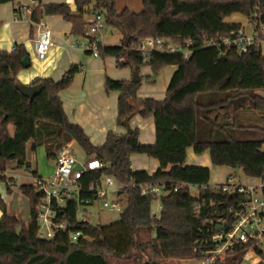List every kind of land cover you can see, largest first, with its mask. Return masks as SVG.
<instances>
[{"label":"trees","instance_id":"16d2710c","mask_svg":"<svg viewBox=\"0 0 264 264\" xmlns=\"http://www.w3.org/2000/svg\"><path fill=\"white\" fill-rule=\"evenodd\" d=\"M13 1L0 0V5ZM33 1L38 6L34 7L32 24L58 16L72 23V35L77 39L85 37L94 25L86 21V15H101L106 27L116 29L122 40L113 47L101 43L98 55L115 57L119 68L140 71L149 67L152 75L147 81L152 83L164 68L174 66L177 70L161 101L140 98L141 81L108 77L106 92L121 93L118 125L123 126L135 115L153 118L156 142L142 144L136 128L132 134L109 132L106 142L95 146L83 128L69 120L60 96L83 67L72 65L57 81L35 80L31 86L42 84L44 89L30 100L17 89L18 74L25 69L24 60L29 57L25 47L17 45L15 51H0V172L6 171L11 162H16L17 168L31 170L26 153L30 142L32 152L43 147L50 161L74 143L90 161L102 164L101 169L85 170L79 175L77 198H69L63 206L53 200L55 222H66L70 227L53 240L38 238V208L45 198L38 187L21 185L23 195L30 201L26 225L7 214L6 202L0 197V212L5 215L0 222V264H109V259L161 264L168 260H202L206 251L216 249L210 240L219 231V220L226 219L225 229L230 230L234 218L228 210L244 196L203 192L201 187L211 182V170L186 165L188 149H194L196 155L209 152L212 165L241 169L245 176L264 182L262 47L252 46L240 55L221 42L205 45L227 39L242 27L227 21L234 14L250 17L257 10L264 18V0H143L141 13L130 9L119 12L115 0H75V11L66 3L43 5L42 0ZM149 37L187 48L191 53L186 58L182 52H145L142 46ZM135 154L157 160L160 168L154 173L132 169ZM106 177L120 188L117 199L122 206L121 216L116 223L94 226L87 209L86 221L79 218L78 211L88 202L101 201L97 188ZM150 184L167 185V193L160 197L142 195L141 186ZM190 186L198 189V197L192 195ZM156 200L161 202L159 217L151 213ZM198 205L201 207L196 213ZM19 226L21 235L16 233ZM70 231H81L84 237L73 243ZM143 233L147 240L142 239ZM250 249L263 254L257 242L236 244L223 259L216 258L212 264H243Z\"/></svg>","mask_w":264,"mask_h":264},{"label":"crops","instance_id":"0c3cea01","mask_svg":"<svg viewBox=\"0 0 264 264\" xmlns=\"http://www.w3.org/2000/svg\"><path fill=\"white\" fill-rule=\"evenodd\" d=\"M68 1L71 0H42V4L66 3L69 5ZM73 5L74 3L71 6ZM36 6H38V4L33 0H31L29 4L21 0H14L13 2L0 5V51L6 50L11 52L17 45H23L30 57V67L21 70L18 74V85L31 86L34 81L39 78H53L57 81L64 76L66 70L72 65H81L83 67L82 72L76 75L73 84L60 95L69 120L80 125L95 146L104 144L109 132L126 133L125 128L119 126L117 123L118 100L121 93L118 91L107 93L104 85L108 77L113 80L131 81L134 70L129 67L119 68L115 57L102 58L99 56L95 58L81 51L79 48L74 47L72 43L78 39L72 35V23L64 21L58 16H49L42 20L52 32V47L47 55V59L44 61L39 60L35 55L37 24H32L31 21L32 13ZM95 16L96 15H88L86 21L91 23ZM234 23L246 25L240 21ZM104 32L101 35V42L103 45L112 47L114 45H120L122 40L120 33L115 39L114 37H105ZM262 50L264 54V44L262 45ZM176 70L174 66L164 68L160 76L152 83V81H147V77L152 75V69L149 67L145 69L141 68V88L139 90V97L142 99L151 97L159 101L164 100L169 86L168 84ZM261 94L264 96V93ZM130 125L132 129H139V140L142 144L152 145L156 142L153 118H148L146 120L140 115H135L132 117ZM14 131V127L11 126L10 134L13 135ZM73 144L74 143H71L69 145L71 151ZM31 146L32 142L27 145L26 153L27 160L32 169V159L30 157V152H32ZM78 162L81 163L80 161ZM89 162L90 160H88L87 163ZM187 164H192L196 167H208L211 170V175L214 171L222 170V178L214 180V182L210 179V184L213 185L226 183L228 177L232 174H234L235 177L238 175V173L234 171L235 169L233 170L231 167L212 165L209 152L196 155L192 148H189L187 151L186 165ZM16 166V162L9 163L7 165L8 172L11 173L15 171ZM131 167L136 171L144 170L149 173H154L160 168L157 160L139 154H135L131 158ZM241 171L243 172V170ZM33 173H36L38 177L43 179L39 169ZM33 177L35 176L33 175ZM258 182L260 184L261 181L248 177V179L240 181L239 183L246 186L258 185ZM29 184H32V182ZM7 185L6 183L4 185L0 182V197L3 201H5V196L13 192L12 188L11 192L8 191ZM10 216L15 217L14 215Z\"/></svg>","mask_w":264,"mask_h":264},{"label":"built area","instance_id":"2783aa9c","mask_svg":"<svg viewBox=\"0 0 264 264\" xmlns=\"http://www.w3.org/2000/svg\"><path fill=\"white\" fill-rule=\"evenodd\" d=\"M69 6L74 3V0L68 1ZM248 21V29L246 25L237 31H232L227 39H221L220 41L208 42L205 46L217 45L219 42L225 46L234 48L240 55L248 52V49L255 45L264 44V18L263 14L255 10L250 17H246ZM94 25L89 27L86 32V36L82 39L75 40L72 45L79 48L81 51L98 58L99 45L102 43L101 35L107 29L105 22L101 15L97 14L93 21ZM52 32L50 28L43 21L37 24L36 42H35V55L39 60L44 61L47 59V55L52 47L51 40ZM189 46V45H188ZM143 51H160L167 53H184L188 58L190 53L187 48L176 47L173 45H166L165 41L155 37H149L143 43ZM13 48L12 51H15ZM80 164L85 170L101 169L102 164L97 161H90L87 166H83L77 162L73 156L69 145L64 147L57 159L55 160V171L53 181L51 183L45 182L40 177H33L32 185L39 188L40 192L45 194L44 203L38 208L39 217V231L38 238L43 240H53L57 233L67 232L70 228L66 222H55V212L52 211V202L56 201L59 206H63L69 198H77L79 195V187L77 179L82 172H76V166ZM83 171V172H84ZM10 173L8 170L0 172V179L8 181ZM228 181L224 184L205 185L201 187L203 192L223 193V194H240L244 196L236 205L231 206L228 210L230 215H233L234 222L230 230L225 229L226 219L222 218L218 222V227H222L223 230L218 231L211 237V242L216 245V249L213 251H206L203 255V264H212L216 258L223 259L226 254L232 251V248L236 244H248V242H257L262 246L264 243V182L260 180L259 185H242L235 180V176H230ZM104 183L97 188L98 197L103 202V206L110 210L120 211L122 206L117 201L116 203H110L108 197L113 194L116 195L120 190L114 180L110 177L104 179ZM167 185L165 184H150L141 186V192L144 196H150L151 194L158 197L167 193ZM194 197H198V189L190 186ZM177 191V188L174 189ZM87 206L94 205L91 202L87 203ZM200 205L196 207V213L199 212ZM84 207L78 211V216L82 221L88 220L84 215ZM152 213V211H151ZM161 213V207L159 217ZM70 240L76 243L80 238L84 237V233L81 231H70Z\"/></svg>","mask_w":264,"mask_h":264},{"label":"rangeland","instance_id":"374dc122","mask_svg":"<svg viewBox=\"0 0 264 264\" xmlns=\"http://www.w3.org/2000/svg\"><path fill=\"white\" fill-rule=\"evenodd\" d=\"M21 1L29 4L31 0H21ZM115 4L119 12H122L126 8L136 13H141L144 10L143 0H115ZM87 17L88 15H86V18ZM227 19L228 21H232V22H238V21L243 22L244 24H246L247 29H248V21L247 19H245L243 15L234 14ZM104 34H105V37L107 38H111V37L115 38L119 34V32L116 29L108 27L106 31L104 32ZM145 68L147 67H142V69H145ZM133 75H134V71H133ZM72 151L74 152L73 156L75 157L77 162L80 161L84 166H87V162L89 158H87L86 154L81 150V148L77 144L72 145ZM30 153H31L30 157L32 159V169L31 170H27L24 168H17L16 166L15 171H12L10 173L8 182L0 181L4 185L5 183L8 184L13 189V192L9 193L8 196H5V201H3L7 203L6 204L7 213L10 215H14L16 218L19 219L21 224H24V225H26L30 219L29 218L30 201H28V198L25 195H23L21 191V185L31 183L33 179V172L37 171V169H39L40 175L43 176V180L47 183H51L53 181L54 171H55L54 169L55 162L53 160L50 161L47 159L46 153L43 147L38 148L36 152H30ZM187 165H190V164H187ZM192 166H195V165H192ZM221 171L222 170H218L212 173L211 175L212 182H214V180H217V179L219 180L220 178L223 177V173ZM234 171L238 173L237 177H235V180L237 182L245 181L246 179H248V177L245 176L240 169H235ZM232 176H234V174H232ZM103 183H104V186H106V183L104 180H103ZM258 185H259V182H258ZM192 194H195V192H192ZM108 199L110 203H116L118 201L116 195H113V194H111L108 197ZM103 202H104L103 200L98 201L94 205L86 206V208H83L85 210L86 209L88 210L89 221L94 226L110 225L112 223L118 222V220L120 219L121 212L105 208L103 206ZM160 207H161L160 200L154 201L151 207L152 214L159 215ZM155 235H156L155 232H153L152 237H155ZM142 237H143L142 238L143 240H147V234L143 233ZM261 250L263 251V254L258 255L257 253H255L253 249H250L244 259L245 261L243 264H259L261 262L264 263V243H262ZM108 263L109 264H132L130 262L128 263H124L122 261L117 262L116 260H113V259H109ZM161 264H203V262L201 260L200 261H197V260H184V261L168 260L166 262H162Z\"/></svg>","mask_w":264,"mask_h":264},{"label":"water","instance_id":"95a60500","mask_svg":"<svg viewBox=\"0 0 264 264\" xmlns=\"http://www.w3.org/2000/svg\"><path fill=\"white\" fill-rule=\"evenodd\" d=\"M71 7H72V10H74V11L76 10V7H74V5ZM30 65H31L30 57H26L24 60V67L29 68ZM131 81H133L135 83H138L141 81L140 71L138 69H134V75L132 76ZM17 89H19L25 97L29 98L30 100H34L35 97L37 95H39L43 91L44 88H43L42 84H35L34 86L18 85ZM131 119L132 118H129L123 122V127L125 128L127 134H132V132H133V129L131 128V125H130ZM75 168H76L75 169L76 172H83L84 171V168L80 164H78ZM4 216H5L4 213L0 212V222L4 219ZM218 230L221 231L223 229H222V227H218ZM21 232H22V227L19 226L16 229V233L18 235H21Z\"/></svg>","mask_w":264,"mask_h":264}]
</instances>
